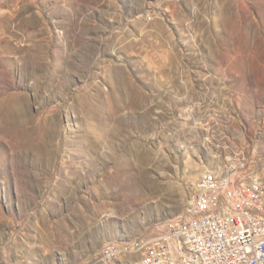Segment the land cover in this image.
<instances>
[{
  "label": "rangeland",
  "instance_id": "obj_1",
  "mask_svg": "<svg viewBox=\"0 0 264 264\" xmlns=\"http://www.w3.org/2000/svg\"><path fill=\"white\" fill-rule=\"evenodd\" d=\"M228 160L264 181V0H0V264H133Z\"/></svg>",
  "mask_w": 264,
  "mask_h": 264
},
{
  "label": "built area",
  "instance_id": "obj_2",
  "mask_svg": "<svg viewBox=\"0 0 264 264\" xmlns=\"http://www.w3.org/2000/svg\"><path fill=\"white\" fill-rule=\"evenodd\" d=\"M245 181L264 189L258 174L248 177L246 162L233 167L228 160L221 169L204 171L183 217L157 226L143 264H175L168 250H178L184 264H264V199L249 196ZM146 242L140 238L126 247ZM119 257L113 244L90 264H114Z\"/></svg>",
  "mask_w": 264,
  "mask_h": 264
},
{
  "label": "bare ground",
  "instance_id": "obj_3",
  "mask_svg": "<svg viewBox=\"0 0 264 264\" xmlns=\"http://www.w3.org/2000/svg\"><path fill=\"white\" fill-rule=\"evenodd\" d=\"M233 167H241V166L239 164H233ZM136 177L138 178L141 184H144L143 181L145 179L144 173L138 172V175ZM248 177H256V176L248 171ZM245 190L248 191L249 196H258L260 194L261 197L264 195L263 187H257V185L253 181H245ZM182 217L183 215L179 216V218ZM138 242H140V240ZM112 249H113V244L108 245L103 251L112 250ZM115 249H119V255H121L122 250L116 244H115ZM151 250H153V242L138 243V246H135V248L129 247L123 251H126V253H130V254L139 253V256L137 257V259L134 260L133 264H143L146 260H148V253H150ZM168 257L171 263L184 264V259L181 258V255L178 250H168ZM118 260L119 259H114V264H117Z\"/></svg>",
  "mask_w": 264,
  "mask_h": 264
}]
</instances>
